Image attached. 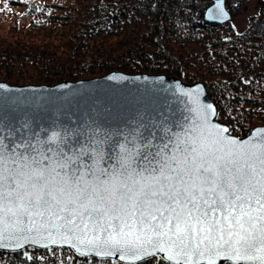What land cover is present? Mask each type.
I'll list each match as a JSON object with an SVG mask.
<instances>
[{
    "label": "snow or ice",
    "instance_id": "1",
    "mask_svg": "<svg viewBox=\"0 0 264 264\" xmlns=\"http://www.w3.org/2000/svg\"><path fill=\"white\" fill-rule=\"evenodd\" d=\"M209 15L227 14L217 3ZM199 93L180 89L179 116L133 99L115 116L90 107L72 128L45 127L27 97L0 93V248L67 244L83 264H264V128L233 136Z\"/></svg>",
    "mask_w": 264,
    "mask_h": 264
},
{
    "label": "trees",
    "instance_id": "2",
    "mask_svg": "<svg viewBox=\"0 0 264 264\" xmlns=\"http://www.w3.org/2000/svg\"><path fill=\"white\" fill-rule=\"evenodd\" d=\"M213 0H0V82L105 75L202 82L232 135L264 126V0L246 27L210 23ZM251 0H224L232 19ZM67 248L0 252V264H83Z\"/></svg>",
    "mask_w": 264,
    "mask_h": 264
},
{
    "label": "water",
    "instance_id": "3",
    "mask_svg": "<svg viewBox=\"0 0 264 264\" xmlns=\"http://www.w3.org/2000/svg\"><path fill=\"white\" fill-rule=\"evenodd\" d=\"M217 3L221 4L223 11L227 14L226 18H210L209 13L215 11ZM203 18L210 23L224 24L230 21L231 16L225 8L224 0H213L206 8ZM111 77H123V79H112ZM0 84L5 86L4 89H0L2 94L27 97L32 104V111L42 117L41 123L45 127L53 126V121H55L56 126L77 127L88 118L87 112L90 107L103 108L108 106L113 110L112 114L115 116L124 108L127 101L133 99L144 102L151 101L161 112L171 115V111H175L179 116L180 111L184 110L187 100L186 97L180 95V89L195 92L197 88L200 89L201 101L205 104H211L215 110V115L211 117L212 122L228 127V125L216 120V105L209 98L202 82L186 83L174 76L126 74L121 71H111L99 77L76 81L66 80L53 85H12L6 82H0ZM93 115H99V113L93 112ZM16 127L19 128L20 124L17 123ZM259 128H264V126L253 127L242 138H247L249 133H254ZM21 131L26 132L27 130L22 129ZM3 135L7 136V130L3 132ZM25 248L38 250L67 248L79 256L67 244H48L45 246L44 244L29 243L20 248L14 246L0 248V252H18Z\"/></svg>",
    "mask_w": 264,
    "mask_h": 264
},
{
    "label": "rangeland",
    "instance_id": "4",
    "mask_svg": "<svg viewBox=\"0 0 264 264\" xmlns=\"http://www.w3.org/2000/svg\"><path fill=\"white\" fill-rule=\"evenodd\" d=\"M261 4L260 1L251 0L241 6L240 12L231 20L236 30H242L246 27L250 17L258 13ZM260 70L264 71V67L258 68V71Z\"/></svg>",
    "mask_w": 264,
    "mask_h": 264
}]
</instances>
